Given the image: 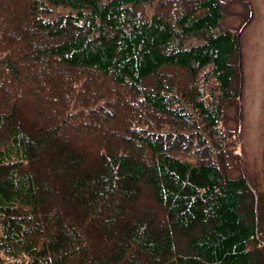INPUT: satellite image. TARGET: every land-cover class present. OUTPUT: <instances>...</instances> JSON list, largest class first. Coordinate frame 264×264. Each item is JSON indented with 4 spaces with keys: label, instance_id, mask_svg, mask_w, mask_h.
I'll return each instance as SVG.
<instances>
[{
    "label": "trees",
    "instance_id": "trees-1",
    "mask_svg": "<svg viewBox=\"0 0 264 264\" xmlns=\"http://www.w3.org/2000/svg\"><path fill=\"white\" fill-rule=\"evenodd\" d=\"M226 12L0 0V264H264Z\"/></svg>",
    "mask_w": 264,
    "mask_h": 264
},
{
    "label": "rangeland",
    "instance_id": "rangeland-1",
    "mask_svg": "<svg viewBox=\"0 0 264 264\" xmlns=\"http://www.w3.org/2000/svg\"><path fill=\"white\" fill-rule=\"evenodd\" d=\"M228 12L223 24L241 30V56L243 62L242 136L244 141V170L254 185L260 201V223L264 237V0H224ZM246 22V23H245ZM1 79V78H0ZM89 111L88 107L72 110ZM237 107L228 108L227 125L239 124ZM94 122L93 120H91ZM94 148V145H90ZM237 173L234 170L232 174ZM145 201H148L144 197ZM259 196L256 197V204Z\"/></svg>",
    "mask_w": 264,
    "mask_h": 264
},
{
    "label": "flooded vegetation",
    "instance_id": "flooded-vegetation-1",
    "mask_svg": "<svg viewBox=\"0 0 264 264\" xmlns=\"http://www.w3.org/2000/svg\"><path fill=\"white\" fill-rule=\"evenodd\" d=\"M264 242V241H263Z\"/></svg>",
    "mask_w": 264,
    "mask_h": 264
}]
</instances>
